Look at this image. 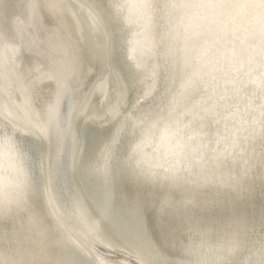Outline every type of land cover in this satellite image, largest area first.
<instances>
[{
    "label": "bare ground",
    "instance_id": "bare-ground-1",
    "mask_svg": "<svg viewBox=\"0 0 264 264\" xmlns=\"http://www.w3.org/2000/svg\"><path fill=\"white\" fill-rule=\"evenodd\" d=\"M93 3L107 22L86 0H0V144L9 146L0 150V264H66L67 247L94 264H149L100 232L80 190L69 207L52 189L62 154L74 158L79 122L104 135L76 177L96 167L110 198L108 228L124 215V204L112 212L114 198L132 199L173 243L171 264H264L259 0ZM140 39L145 46L130 56ZM58 66L69 69L59 99ZM49 103L57 104L63 137ZM15 133L41 141V187Z\"/></svg>",
    "mask_w": 264,
    "mask_h": 264
},
{
    "label": "water",
    "instance_id": "water-1",
    "mask_svg": "<svg viewBox=\"0 0 264 264\" xmlns=\"http://www.w3.org/2000/svg\"><path fill=\"white\" fill-rule=\"evenodd\" d=\"M86 2L87 5L95 8L97 12L101 14L103 20L106 19L107 22L108 17L102 13L98 7V4L93 3L94 0H86ZM108 24L111 25L109 21ZM120 24L122 23L119 21V25ZM108 30L111 31L110 28H108ZM114 31L116 33V28ZM125 34L126 32L122 31V29L118 33V35H121L122 38L125 37ZM116 43L118 45V49H120V41H116ZM113 62L114 61L112 60V67L109 69L111 78L114 74L112 69L114 70L116 66ZM120 77L122 80L124 79V76L121 72L120 76H118V81L120 80ZM116 84L118 85L116 93H119V84L117 82ZM121 85L122 83L120 86ZM114 98H116V96ZM87 124L89 123L84 122V125H81L79 122V125L75 124V127H78V129L82 128V131H77V134L74 138L75 141L69 149L70 153L71 150L72 153H74V158L67 157L66 152H64L65 154H62L61 159H59L58 162L59 164L56 167L58 171L53 178L52 189H54V192L57 194L59 193V195L62 197L63 204L70 207L74 201V198L76 197L77 188L84 196L91 214L98 216L97 220H99L101 224L99 226L100 232L110 235L115 243H124L125 245L137 250L147 258L149 264H171L167 259L166 253H171V247H173V243L169 240V238H161L157 235L156 228L154 227L152 219L147 212H145L142 208H139L132 199L128 200L123 198H114V202L111 205L112 212L117 213L119 210L121 211L119 207L121 204H124L125 210L122 212L124 213V215H122L123 217H120V214H116L114 217L116 221H111L115 222L116 226L108 228L106 221L103 218V212L106 202L110 198H105V192L101 190V180L96 179V167L94 165H86L82 172V180L79 179L78 176L76 177L77 164L81 161L92 160V158L95 156L94 153L97 149L98 142L101 140V136H104L101 129H97L93 125L89 128L87 127ZM102 129H104V127ZM15 135L19 138V143L21 144L24 153H26L25 155H27L30 173L32 174L37 186L41 187V181L43 180L39 168V161L42 156L40 144L41 141L25 134L20 135L15 133ZM114 148L116 149V151H114L116 155L120 152L121 146H118L117 144L114 145ZM48 150L49 151L47 154L51 155L52 160V147H50ZM50 161L48 165L49 167L51 164ZM72 174H74L73 177ZM110 224L111 223H109V225ZM67 249V256L65 257L66 264H86L88 262L94 264L92 263L90 257L86 255H80L72 247H67ZM161 250L165 252H162ZM79 257H82L84 260L79 259ZM174 263L177 264V261L175 262L174 260Z\"/></svg>",
    "mask_w": 264,
    "mask_h": 264
},
{
    "label": "snow or ice",
    "instance_id": "snow-or-ice-1",
    "mask_svg": "<svg viewBox=\"0 0 264 264\" xmlns=\"http://www.w3.org/2000/svg\"><path fill=\"white\" fill-rule=\"evenodd\" d=\"M137 8H149L151 7L149 0H138V3L135 5ZM145 46L144 39L135 40L132 46L129 48V55L132 56L138 48H143ZM69 69L63 66L54 67L52 69L53 76L56 80L57 86V97L62 98L63 95L68 91L65 86V77L62 73L67 72ZM103 82H100L98 86H101ZM47 115L49 119L55 120L57 122V128L60 132L61 137L64 135V129H59V114L56 103H49L47 105ZM41 132L45 131L43 127L40 128ZM98 171H103V169H98ZM98 264H104L103 261H99Z\"/></svg>",
    "mask_w": 264,
    "mask_h": 264
},
{
    "label": "clouds",
    "instance_id": "clouds-1",
    "mask_svg": "<svg viewBox=\"0 0 264 264\" xmlns=\"http://www.w3.org/2000/svg\"><path fill=\"white\" fill-rule=\"evenodd\" d=\"M260 5H261V10H262V15H264V0H259ZM7 149L9 150V146L7 145L6 142H3L0 144V150Z\"/></svg>",
    "mask_w": 264,
    "mask_h": 264
}]
</instances>
